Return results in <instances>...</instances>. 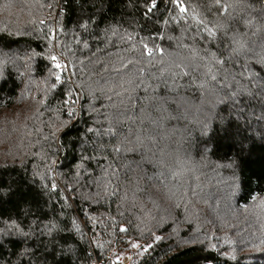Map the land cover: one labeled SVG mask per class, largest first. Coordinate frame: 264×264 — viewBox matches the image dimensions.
I'll use <instances>...</instances> for the list:
<instances>
[{"label": "trees", "instance_id": "trees-1", "mask_svg": "<svg viewBox=\"0 0 264 264\" xmlns=\"http://www.w3.org/2000/svg\"><path fill=\"white\" fill-rule=\"evenodd\" d=\"M182 2L0 0V264H264V0Z\"/></svg>", "mask_w": 264, "mask_h": 264}, {"label": "snow or ice", "instance_id": "snow-or-ice-1", "mask_svg": "<svg viewBox=\"0 0 264 264\" xmlns=\"http://www.w3.org/2000/svg\"><path fill=\"white\" fill-rule=\"evenodd\" d=\"M173 4H175V6L179 9L180 13H187L188 9L185 7L184 3L182 2V0H172ZM215 3L218 7L221 8V14L227 13L228 10V5L227 4H222L221 0H215ZM153 7H155V0H153ZM41 23H43V21H41ZM200 23H203V21H200ZM214 28H218L221 31H223L225 33V35H227V28L223 27L222 25H215ZM214 28H207L206 27V31L208 33L209 37L215 38L217 36V32L214 30ZM231 41V45H233L232 47V53L235 55H238L241 51L245 50V43L242 39L238 38V35L234 34L233 36L228 38ZM149 54H151V50L149 49ZM51 61L53 62V68L55 69H62L64 67V65H62L61 63L58 62V58L55 55H52L50 57ZM215 60V63L220 65L222 68L224 66V64L226 63V61L218 59V58H213ZM258 63L264 65V55H261L257 61ZM244 70L240 73V75L242 77H244V79L248 80L249 83L251 84V87H249V84H241L240 80H236L235 75L232 76V79L235 81L237 88L232 92L233 96L239 95V94H246V95H252L253 94V89L256 88H260V93H257V95H262L264 94V77H260L257 73L251 72V70L247 67V65L243 66ZM224 71V77L223 79L225 81L228 80L229 78V70L227 68L223 69ZM245 72L248 73L247 76H245ZM208 73L211 74V81H217V74L214 73L212 71V68H208ZM60 80V76L57 75L56 76V81L59 82ZM204 84H201L200 87H204ZM224 86V85H222ZM67 103V101H66ZM69 116L73 115V112L69 111L68 113ZM117 151H119V149H117ZM55 184L52 185L53 190H55ZM260 206L264 207V201L260 202ZM73 224H75V221H73ZM13 227H16L15 225H13ZM56 229V224H52L50 227L45 228L44 230V234H48L51 235L52 231ZM77 231H79V228H77ZM121 231H125V229L121 228ZM17 232L20 235L23 236H28V233H23V232H19V229L17 228ZM157 240L160 239V237H156ZM132 247L134 248H139L140 245L138 244H133ZM151 247V244L147 245L144 248V251L146 252L149 248ZM27 251V250H26Z\"/></svg>", "mask_w": 264, "mask_h": 264}, {"label": "built area", "instance_id": "built-area-1", "mask_svg": "<svg viewBox=\"0 0 264 264\" xmlns=\"http://www.w3.org/2000/svg\"><path fill=\"white\" fill-rule=\"evenodd\" d=\"M54 55L58 58V62L61 63L62 65H64V67L62 69H59L58 73L56 74V76L57 75L60 76V80H59L58 84L61 85L64 82V77H65L64 75L70 76L69 66H68L67 60L64 58V56L59 51H56ZM55 79H56V77H55Z\"/></svg>", "mask_w": 264, "mask_h": 264}, {"label": "rangeland", "instance_id": "rangeland-1", "mask_svg": "<svg viewBox=\"0 0 264 264\" xmlns=\"http://www.w3.org/2000/svg\"><path fill=\"white\" fill-rule=\"evenodd\" d=\"M70 74V73H69ZM71 76H68V78H70ZM123 259V261H125L126 263L128 262V260H129V258H127V257H123L122 258Z\"/></svg>", "mask_w": 264, "mask_h": 264}]
</instances>
